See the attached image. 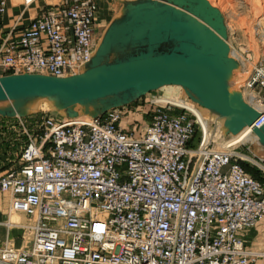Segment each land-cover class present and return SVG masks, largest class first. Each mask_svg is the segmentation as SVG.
<instances>
[{
	"label": "built area",
	"instance_id": "obj_1",
	"mask_svg": "<svg viewBox=\"0 0 264 264\" xmlns=\"http://www.w3.org/2000/svg\"><path fill=\"white\" fill-rule=\"evenodd\" d=\"M98 10L97 0H59L26 25L15 21L3 29L6 1L0 0V77L76 73L100 35ZM263 67L264 60L252 74L253 94L243 89L244 100L260 107L251 128L264 124ZM149 105L139 131L121 125L125 108L96 119L47 110L20 124L19 163L0 175V192L8 212L25 217L31 238L22 251L4 246L3 264H256L264 258L243 237L264 220V161L242 156L240 143L214 148L220 133L211 134L206 120L184 107L155 97Z\"/></svg>",
	"mask_w": 264,
	"mask_h": 264
},
{
	"label": "water",
	"instance_id": "obj_2",
	"mask_svg": "<svg viewBox=\"0 0 264 264\" xmlns=\"http://www.w3.org/2000/svg\"><path fill=\"white\" fill-rule=\"evenodd\" d=\"M89 59L74 74L0 77V118L25 119L43 105L60 117L96 119L166 86L181 88L212 134L235 137L259 117L236 85L241 71L221 11L208 0H118ZM264 152V124L251 128ZM255 158L264 161L261 157Z\"/></svg>",
	"mask_w": 264,
	"mask_h": 264
},
{
	"label": "rangeland",
	"instance_id": "obj_3",
	"mask_svg": "<svg viewBox=\"0 0 264 264\" xmlns=\"http://www.w3.org/2000/svg\"><path fill=\"white\" fill-rule=\"evenodd\" d=\"M97 1L99 4L97 18L98 27L100 28V32H102L112 16L118 12L120 4L118 0ZM226 1V4H223L225 8H221L223 10H221V13L225 18L229 44L239 56L240 62H242V70L237 73L236 79L238 77L240 87L244 86L243 88L247 90L248 86L251 84L250 81L254 69H257L264 60V10L260 9L264 8V0ZM251 1L252 3H250ZM22 2H25V0H22ZM39 2L42 3L44 0H40ZM54 2L56 3V1ZM258 3L260 6L256 8L254 4ZM28 4L29 3H27V5ZM42 8L43 7H41L40 10ZM258 90L259 97L264 98V86L259 87ZM175 93L177 92L172 88L160 89L139 99L132 105L125 107V109L122 110L121 125L128 129L134 128V130H136L137 128L139 131L149 121L147 117V113L151 110L149 107V99L152 97L164 99L175 95ZM180 94L181 91L179 96ZM47 110L49 111L48 108H41L39 112ZM26 122L27 118L21 120H6L0 118V175L3 174L4 171L17 166L19 163L20 151L25 141L20 124ZM220 143L221 140L218 139L214 144V148H219L218 144ZM193 145H195V142ZM237 148L238 152L244 157L253 158L254 155H256L264 159L263 150L256 142L252 143L251 139L240 143ZM241 163L246 164L247 162ZM8 204L9 199L7 195L0 192V254L1 250L7 244H11L15 251L26 249L31 238L30 234L24 228V224L26 223L25 217L20 213H9ZM243 237L250 250L264 252V220L259 222L254 228L244 232ZM0 264H3L1 259ZM256 264H264V258L259 259Z\"/></svg>",
	"mask_w": 264,
	"mask_h": 264
},
{
	"label": "bare ground",
	"instance_id": "obj_4",
	"mask_svg": "<svg viewBox=\"0 0 264 264\" xmlns=\"http://www.w3.org/2000/svg\"><path fill=\"white\" fill-rule=\"evenodd\" d=\"M213 6H215V7H217L220 11L222 10L221 8L222 7H224V3L226 4V0L224 1V0H208ZM250 1V0H249ZM250 3H252V1L250 2ZM31 4V3H30ZM55 4V3H54ZM228 4V3H227ZM254 5H256V8H259V3L258 4H254ZM225 6H227V5H225ZM252 6V5H251ZM225 8V7H224ZM223 8V9H224ZM261 10H264V8H260ZM223 11V10H222ZM264 12V11H263ZM101 33V32H100ZM96 44V43H95ZM231 46V45H230ZM257 48V47H256ZM231 50H232V53H233V55L234 56H236V58L239 60V56L235 53V51L231 48ZM255 55H257V54H255ZM239 62H240V60H239ZM242 62H240V66H242V64H241ZM241 70H242V67H241ZM261 72H263V75H264V67L260 70ZM241 72V71H240ZM264 77V76H263ZM264 80V78L262 79V81ZM236 81H237V85L239 86V88L241 89V91H242V95H243V97H244V99L246 100V97H245V95L247 94V92L245 93V91H243V87L241 88L240 87V83H239V81H238V77H237V79H236ZM164 88H169V89H173L175 92H177V93H175V95H173V96H171V97H168V98H164V99H162L161 98V100H162V102L164 103V102H171V103H174V104H177V105H179V106H181V107H184V108H186L187 110H190L191 112H193L195 115H197V117L198 118H200V119H202V120H204V118L201 116V114L194 108V106L190 103V102H188L186 99H181L180 98V96H179V93H180V91H181V88L180 87H178V86H166V87H163V88H161V89H164ZM246 90V89H245ZM247 91V90H246ZM248 92H251L250 93V95H252V91L251 90H249L248 89ZM179 96V97H178ZM250 106H252L253 108H255V109H257V110H259V108L260 107H255V106H253V105H251L250 104ZM47 108V106H45V105H43L42 106V109H46ZM80 118V117H79ZM82 118H84V117H82ZM203 123L205 122V121H202ZM206 124H207V126L208 127H210L209 126V124H208V122L206 121ZM211 134H212V131H211ZM251 139V141H252V143L253 142H256V138H255V136L252 134V132H251V129H249V128H246L245 130H243L239 135H237V136H235V137H227V138H223V137H221L220 138V140H221V143L220 144H218V147H221L222 145H225V144H227V143H230L231 145H233V144H236V143H243V142H246V141H248V140H250ZM215 141H217V139H215ZM257 143V142H256ZM30 242V241H29ZM27 247H29V243L27 244Z\"/></svg>",
	"mask_w": 264,
	"mask_h": 264
},
{
	"label": "crops",
	"instance_id": "obj_5",
	"mask_svg": "<svg viewBox=\"0 0 264 264\" xmlns=\"http://www.w3.org/2000/svg\"><path fill=\"white\" fill-rule=\"evenodd\" d=\"M39 1L34 0L31 4L25 5L22 0H7L6 12L2 19L3 29H8L15 21H19L21 25H26L31 19L37 16L41 7L51 5L55 3L54 1L57 2L59 0H44L42 3Z\"/></svg>",
	"mask_w": 264,
	"mask_h": 264
},
{
	"label": "trees",
	"instance_id": "obj_6",
	"mask_svg": "<svg viewBox=\"0 0 264 264\" xmlns=\"http://www.w3.org/2000/svg\"><path fill=\"white\" fill-rule=\"evenodd\" d=\"M241 166L244 168V170L246 171V173L254 176V177H257L258 176V171L256 168L250 166L249 164L247 165V163L245 164H242L241 163Z\"/></svg>",
	"mask_w": 264,
	"mask_h": 264
}]
</instances>
